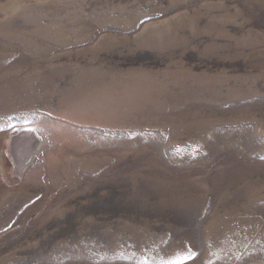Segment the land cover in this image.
Instances as JSON below:
<instances>
[{
    "label": "rangeland",
    "instance_id": "obj_1",
    "mask_svg": "<svg viewBox=\"0 0 264 264\" xmlns=\"http://www.w3.org/2000/svg\"><path fill=\"white\" fill-rule=\"evenodd\" d=\"M0 264H264V0H0Z\"/></svg>",
    "mask_w": 264,
    "mask_h": 264
}]
</instances>
